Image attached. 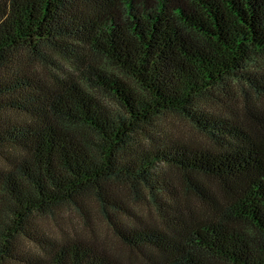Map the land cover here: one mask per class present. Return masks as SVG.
<instances>
[{"label": "trees", "instance_id": "obj_1", "mask_svg": "<svg viewBox=\"0 0 264 264\" xmlns=\"http://www.w3.org/2000/svg\"><path fill=\"white\" fill-rule=\"evenodd\" d=\"M260 55L264 0H0V264H264V121L200 104L264 97ZM167 112L209 144L160 137ZM86 199L144 259L41 225Z\"/></svg>", "mask_w": 264, "mask_h": 264}, {"label": "rangeland", "instance_id": "obj_2", "mask_svg": "<svg viewBox=\"0 0 264 264\" xmlns=\"http://www.w3.org/2000/svg\"><path fill=\"white\" fill-rule=\"evenodd\" d=\"M254 65L257 75L264 79V55H260L255 59ZM93 92L96 96L105 100L111 108L119 110V107L110 96L95 89ZM233 92L236 95L237 102L226 99V96L221 93V100L212 97L208 99L201 98L200 104L210 112L218 113L224 117H232L239 123L255 124L264 121V97L255 94L249 90L246 83L241 82L233 84ZM154 130L156 133L159 132L158 134L162 138H173L196 145L209 144L207 137L178 113L167 112L161 115ZM188 202L195 208L200 206L199 201L196 199L190 198ZM128 203L131 206L129 201ZM83 209L77 214L72 207L62 205L41 217V225L49 233L61 235L77 233L78 236L90 238L100 244L108 253L127 262H137L144 259L139 251L130 249L114 235L96 202L86 199ZM133 211L138 217H142L143 221H156L157 213L151 203L149 206L146 204L136 205Z\"/></svg>", "mask_w": 264, "mask_h": 264}]
</instances>
